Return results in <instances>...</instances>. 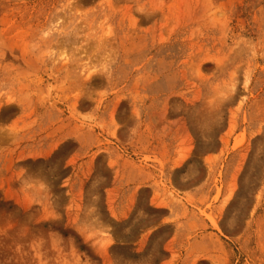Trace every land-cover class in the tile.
<instances>
[{
  "label": "rangeland",
  "instance_id": "rangeland-1",
  "mask_svg": "<svg viewBox=\"0 0 264 264\" xmlns=\"http://www.w3.org/2000/svg\"><path fill=\"white\" fill-rule=\"evenodd\" d=\"M0 264H264V0H0Z\"/></svg>",
  "mask_w": 264,
  "mask_h": 264
}]
</instances>
